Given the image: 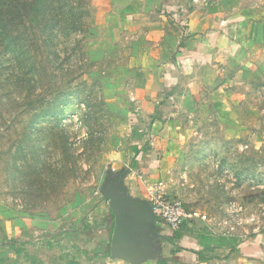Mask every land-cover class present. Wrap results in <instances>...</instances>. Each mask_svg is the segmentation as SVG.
<instances>
[{"label": "rangeland", "instance_id": "374dc122", "mask_svg": "<svg viewBox=\"0 0 264 264\" xmlns=\"http://www.w3.org/2000/svg\"><path fill=\"white\" fill-rule=\"evenodd\" d=\"M97 1L0 0V225L9 226L11 218L26 224L40 219V235L88 224L90 241H75L90 251L79 264H130L93 253L101 241L109 250L113 231L99 227L108 204L95 210L104 202L99 189L106 172L136 171L137 155L131 151L129 102L119 101L133 76L130 46L117 44L99 58L91 54L89 43L99 39L104 22ZM226 1L262 22L258 76L234 109H224L232 110L230 118L204 106L182 119L181 149L149 186L162 182L169 197L207 218L185 224L173 244L167 238L177 232L156 221L161 256L141 264L163 258L166 264H264L232 249L264 223V0ZM203 233L227 245L200 251ZM8 240L2 236L0 245ZM5 250L0 260L16 264L7 255L13 251ZM53 252H43L45 264Z\"/></svg>", "mask_w": 264, "mask_h": 264}, {"label": "crops", "instance_id": "0c3cea01", "mask_svg": "<svg viewBox=\"0 0 264 264\" xmlns=\"http://www.w3.org/2000/svg\"><path fill=\"white\" fill-rule=\"evenodd\" d=\"M237 5L226 0L97 1L96 9L102 12L104 22L98 25L99 39L89 43L91 54L99 58L117 44L127 43L134 66L132 78L120 92L124 96L119 98L120 104L129 102L128 116L142 130L132 132L139 151L131 160L136 171L131 169L125 179L133 196L148 197L149 182L156 181L170 167L182 146L180 136L184 131L178 126L182 119L193 115V108L219 109L230 118L232 110L227 114L224 109H234L241 91L257 79L262 22ZM239 129L246 133L242 125ZM107 204H98L96 212L105 211ZM108 209L102 223L111 228L113 214ZM16 220L6 219L9 226L0 225V239L42 240L43 233L37 234L42 226L40 219L27 224L24 218L23 222ZM18 225H24L26 232L18 230ZM60 227L50 233L58 232ZM240 242L232 249L241 252L242 258L264 261V223L259 230L241 237ZM75 243L65 239L64 249ZM76 245L90 253L86 245ZM7 248V242H2L0 257ZM25 249L40 262L46 259L43 252L54 251L56 256L48 264H63L58 260L64 251L60 247L46 249L26 243ZM88 254L82 255L78 264ZM7 255L16 259L13 252ZM0 264H7V259L0 260Z\"/></svg>", "mask_w": 264, "mask_h": 264}, {"label": "water", "instance_id": "95a60500", "mask_svg": "<svg viewBox=\"0 0 264 264\" xmlns=\"http://www.w3.org/2000/svg\"><path fill=\"white\" fill-rule=\"evenodd\" d=\"M129 172L128 168L110 167L99 190L113 214L110 258L141 264L161 256L162 234L150 201L129 192L125 183Z\"/></svg>", "mask_w": 264, "mask_h": 264}, {"label": "trees", "instance_id": "16d2710c", "mask_svg": "<svg viewBox=\"0 0 264 264\" xmlns=\"http://www.w3.org/2000/svg\"><path fill=\"white\" fill-rule=\"evenodd\" d=\"M139 129L138 124L133 122V131L135 133H141V132H136V130ZM131 151L132 154L135 155L138 153L139 149L137 148L136 144H132L131 146ZM157 221V218H156ZM106 224L105 222L100 224V228L105 227ZM113 226V225H112ZM89 225L81 223L78 226L71 225V226H64L62 229H60L56 233H50V232H45L40 236V241L36 242H26L18 239H9L7 242L8 249L12 250L15 255H16V264H36L37 261L35 260V257L31 254H29L26 249H25V244L30 243L33 244L36 247H44L46 249L51 248V247H60L61 249H64V241L65 239L68 242H75V241H80V242H88L91 239L90 233H89ZM183 229V227H182ZM177 232V233H176ZM86 233L88 238H81L80 235ZM172 233L174 234L173 237H168V241L170 243H174V239L180 238L181 237V229ZM232 240V239H231ZM42 241H45L44 244H42ZM198 244L201 246L200 251H209L212 252L215 248L217 247H224L227 245V242L225 240L217 239L210 234L203 233L200 235ZM107 248V249H106ZM195 252L197 254L200 253ZM94 254H106L109 255L110 252L108 250V246L104 242H98L96 248L93 250ZM88 252L86 250H83L79 248L76 244H73L70 248L64 249L62 253L58 256V260L62 261L63 264H78V261L82 255H86ZM207 257H198V260L200 261H205ZM160 264H166L165 258H163L160 262ZM37 264H44V262H38Z\"/></svg>", "mask_w": 264, "mask_h": 264}, {"label": "built area", "instance_id": "2783aa9c", "mask_svg": "<svg viewBox=\"0 0 264 264\" xmlns=\"http://www.w3.org/2000/svg\"><path fill=\"white\" fill-rule=\"evenodd\" d=\"M138 131L142 130L138 129ZM154 186V189L153 186L147 189L149 196L147 199L153 207L157 221L161 220L171 232L178 231L185 224H190L193 221L206 220L205 214L187 209L180 198L169 197L162 190V182H158Z\"/></svg>", "mask_w": 264, "mask_h": 264}]
</instances>
